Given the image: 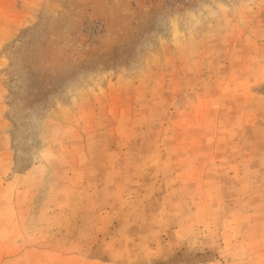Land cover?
I'll list each match as a JSON object with an SVG mask.
<instances>
[{"label": "rangeland", "instance_id": "1", "mask_svg": "<svg viewBox=\"0 0 264 264\" xmlns=\"http://www.w3.org/2000/svg\"><path fill=\"white\" fill-rule=\"evenodd\" d=\"M0 264H264V0H0Z\"/></svg>", "mask_w": 264, "mask_h": 264}]
</instances>
